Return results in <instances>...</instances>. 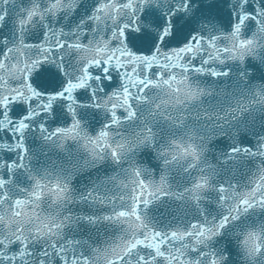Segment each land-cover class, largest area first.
Returning a JSON list of instances; mask_svg holds the SVG:
<instances>
[{
    "label": "water",
    "instance_id": "water-1",
    "mask_svg": "<svg viewBox=\"0 0 264 264\" xmlns=\"http://www.w3.org/2000/svg\"><path fill=\"white\" fill-rule=\"evenodd\" d=\"M100 2L73 0L72 8L27 27L22 38L32 43L48 27L65 34L80 27H95L90 17ZM47 3L48 0H9L5 5L0 0V10L6 8L8 12L0 25V49L6 42L11 45L21 38L17 24L22 6L44 7ZM184 3L185 0H147L137 12L139 26L153 40L162 34V29L170 27L173 52L192 36H203L204 45L193 46L194 52L189 49L186 54L190 59L184 62L169 55L171 66L164 63L163 57H147L157 65L163 64L168 74L158 72L145 89L137 91L133 87L127 106L113 97V93L122 95L127 84L121 74L112 82L105 81L102 92L98 85H90V91H96L97 96L78 91V101L72 100L74 112L58 99L49 100L53 107L46 112L37 106L33 115V109H28L32 119L22 130L24 153L15 145L19 133L9 142L0 131V178L5 180L11 198L30 205L22 217L15 213L23 222L21 227L37 217L44 228L47 223L61 224L54 241L46 233L45 239L34 237L30 241L34 255L55 242L64 247L69 257L94 258L98 252L127 239V226L114 216L127 206L121 198L127 196L126 185L134 171L139 170L145 180L159 183L163 177L166 182L164 191L168 194L150 198L151 202L141 204L138 211L148 230L163 233L169 239L172 233L180 234L171 244L165 242L166 251L176 245L174 253L182 257L180 264H210L213 258L219 264H264V251L250 254L242 242L249 232H255L264 248V207L256 205L246 211L241 208L238 218L230 220L221 231L215 227L223 216L229 215L238 202L236 198L252 190L264 176V25L247 21L239 37L232 34L237 13L254 12L264 6V0H249L246 7H241L240 0H188L186 11ZM105 19L111 24L115 16L105 13ZM243 39L255 40L250 51L239 49V40ZM234 46L236 51L224 53L225 48ZM104 51L97 50V55ZM45 67L50 69L49 78L37 83L49 93L59 90L58 85L62 87L79 71L75 53H68L62 63ZM129 111L134 115L130 116ZM13 116L18 124L20 113ZM7 123L0 120V128H6ZM74 123L77 129L72 136L57 132ZM101 131L109 133L113 146L126 145L118 158L110 150L93 154L90 147H85V137L94 138ZM188 145L195 147L198 160L180 158V146ZM6 163H16L17 167L9 168ZM201 178L207 180L208 188L198 193L197 200L191 190ZM37 182L42 194L31 198L33 191H39ZM57 186L63 191L60 199L55 196ZM232 194L235 196L227 202L221 199ZM6 211L4 204L0 218ZM194 223L216 234L207 231L190 237ZM35 230L42 229L39 225L27 229ZM26 264H30V258H26Z\"/></svg>",
    "mask_w": 264,
    "mask_h": 264
},
{
    "label": "snow or ice",
    "instance_id": "snow-or-ice-1",
    "mask_svg": "<svg viewBox=\"0 0 264 264\" xmlns=\"http://www.w3.org/2000/svg\"><path fill=\"white\" fill-rule=\"evenodd\" d=\"M3 4H8L9 0H2ZM147 0H101L95 7V14L90 17V22L95 23V27H80L75 31L69 30L67 34L64 31H57L48 27L45 31L39 33L35 41L29 43L22 38L23 31L33 25L36 21H44L48 15H55L65 8L73 7V0H48V3L41 7L39 4H33L31 7H23L18 12V28L21 32V38L15 43L0 49V120L8 121L6 128H0L8 137L9 142L13 141V136L17 135L16 148L24 153L26 149L23 145L22 130L26 129L28 121L32 119L29 116L28 109H33V115L36 114V107L43 111L52 109L53 104L49 100L65 101L69 105V111L74 112L75 106L72 100H77L78 91L90 92L91 96H97L96 91H90V85H98V91H104V82H112L121 77L127 81L123 86V94L113 97L117 102L128 104L127 97L131 94L132 88L137 91L145 89L149 80L155 79L158 72L164 71L165 76L168 74L163 64L157 65L155 61H149L147 57L153 54L157 58L163 57L164 63L169 64L168 56H174L175 59L182 62L190 59L187 55L189 49L194 52L196 47L204 45L203 36H192L183 43L176 46L178 51H170L174 47L169 43V36L172 33L170 27L161 30V35L153 40L151 34L142 30L139 26L140 12ZM249 0H240L241 7H246ZM188 8V0H185L184 9ZM105 13L108 17L115 16V21L111 24L105 19ZM124 13L125 15H121ZM8 12L5 9L0 10V25L5 21ZM127 17V19H126ZM255 20L259 25H264V6L258 10L238 12L236 15V24L233 26L232 34L240 36L241 29L247 21ZM126 21V22H125ZM171 21H167L170 25ZM264 31V28H261ZM223 40V38H219ZM199 42V43H198ZM255 40H239V49L251 50ZM187 46V47H185ZM105 49L102 55H97V50ZM219 54V49L214 47ZM236 51L235 46L232 49L225 48L224 53ZM68 53H75L79 63L78 73L71 79L64 81L59 90L49 93L43 90L37 81H45L49 78L50 69L45 65L62 63ZM119 57V60L117 59ZM244 53L241 52L240 58L243 59ZM141 60L143 62H141ZM91 61V62H89ZM194 62V61H193ZM147 73L148 79H145ZM87 81L85 84L83 81ZM71 93V96H70ZM68 98V99H65ZM43 101V103H41ZM112 100H110V103ZM115 111V109H113ZM20 113V122L17 124L14 113ZM129 115H134L129 111ZM115 122V116H113ZM77 129V124L69 129H57V132L64 133L65 136H72ZM11 130V131H10ZM85 147H90L93 154L97 151L103 152L110 150L113 157L120 156V150L125 149L126 145L121 143L113 146L109 143V133L101 131L98 136L85 137ZM180 158L191 157L194 161L199 159L198 153L193 145L187 147L180 146L178 154ZM177 158V154L173 159ZM23 156H21V160ZM9 168L17 167L16 163L7 164ZM19 166L22 167V164ZM36 189L30 194L35 198L42 194V186L36 183ZM128 194L122 197L127 201V206L115 213L114 219L123 222L127 226L128 237L121 240L120 243L106 249L102 253L98 252L94 258L88 256H67L65 249L58 243H51L50 246L43 247L38 254H33L30 241L34 237L45 239V233L53 237L57 236V230L61 224L47 223L44 228L40 224V218L30 221L29 224L21 227L23 223L20 217L15 215L16 212L24 215V209L30 207L28 201L11 198L9 196L8 186L3 178H0V208L7 204V211L0 218V264H26V258H30V264H180L182 257L174 253L176 247L166 251L165 242L171 244L176 240L179 233H172L171 239L163 233L148 230L141 215L139 207L141 204L151 202L150 198L167 195L164 189L167 187L163 177L159 183L145 180L139 170H135L130 183L126 185ZM208 188L206 179L201 178L192 188L193 198L199 199L198 193ZM53 191V189H47ZM221 193L225 192L224 188L220 189ZM56 199L63 196V191L57 186L55 189ZM231 196H222L221 199L227 202L233 199ZM237 203L230 209L229 215L223 216L220 222L215 226L216 229L222 230L227 226L230 220L238 218L243 208L244 211L259 205L264 207V176L256 183L254 188L247 193L240 195ZM10 221V222H9ZM7 224V226H5ZM39 229L28 232V228ZM190 237L202 236L203 232L212 231L211 229L202 228L200 224L191 225ZM215 235L216 232L212 231ZM261 237L255 232H249L242 241L248 247L250 254H259L264 251L260 244ZM181 245L183 241L179 242ZM158 246V247H157ZM203 256V253H200ZM199 264V261H196ZM210 264H219V261L213 258Z\"/></svg>",
    "mask_w": 264,
    "mask_h": 264
}]
</instances>
